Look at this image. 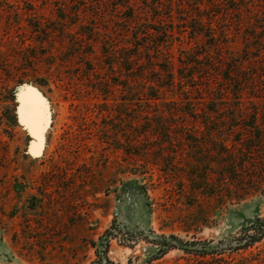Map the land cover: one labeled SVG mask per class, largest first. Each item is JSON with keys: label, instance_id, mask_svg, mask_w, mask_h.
Masks as SVG:
<instances>
[{"label": "rangeland", "instance_id": "obj_1", "mask_svg": "<svg viewBox=\"0 0 264 264\" xmlns=\"http://www.w3.org/2000/svg\"><path fill=\"white\" fill-rule=\"evenodd\" d=\"M170 1L179 27L183 9L195 1ZM77 2L0 0V264H109L98 261L90 243L114 217L130 228L200 243L193 247L197 252L171 250L151 260L149 243L126 246L113 239L106 255L110 264H264V236L247 248L232 247L247 218H264V143L244 157L246 170L229 180L225 163L211 152L213 143L223 147L226 121H208L207 128L193 122L192 148L183 145L177 169L204 177L201 192L193 193L183 179L166 178L161 170L167 165H153L151 155L148 163L133 162L131 121L115 120L119 93L112 88L104 98L98 90L106 77L116 79V65L106 64L111 61L101 57L99 44L90 62L70 50L71 39L94 29L98 43L106 35L116 39L114 12L108 7L106 22L96 23L89 21V12H80L83 24L68 26L73 11L82 9ZM253 2L264 5V0ZM186 33L170 48L174 59L196 46ZM246 51L252 54L235 57L237 64L223 63L227 80L216 77L203 96L211 104L221 98L226 115L240 105L241 118L233 123L249 125L254 116L256 130L248 137L239 130L234 139L264 141V41ZM229 82L242 86L235 92ZM105 105L112 110L108 118ZM27 109L31 116L38 112L35 134ZM221 122L222 132H207ZM204 249L208 255L197 254ZM216 250L220 254H211Z\"/></svg>", "mask_w": 264, "mask_h": 264}, {"label": "trees", "instance_id": "obj_2", "mask_svg": "<svg viewBox=\"0 0 264 264\" xmlns=\"http://www.w3.org/2000/svg\"><path fill=\"white\" fill-rule=\"evenodd\" d=\"M78 1L82 9L73 11L68 26L83 24L85 19L80 16V12H89V21L94 23L106 22L105 12L108 7L111 6L114 12L110 17L116 23V39L106 35L98 43L99 34L94 29L80 34V38L71 39L70 50L90 62L94 46L99 44L101 57L112 62L106 64L110 68L112 64L116 65V79L112 82L106 77L99 83L98 90L104 98L109 96L112 88L119 93L115 120L131 121L128 153L133 162L148 163L151 155L153 165L163 162L167 165L165 170H161L166 178L183 179L193 193L201 192L204 189L198 184L205 180L204 177L199 179L194 172H181L177 169L180 164L179 151L184 150L183 145L192 148L189 144H192L191 136L194 134L190 127L193 122L199 121L207 128L208 121H226L223 147L216 149L213 143L211 152L221 163H225L224 174L229 180H232V175L243 173L249 164L244 157L253 155L264 141L261 137L241 140L232 136L241 130L248 137L250 130H256L254 116H251L249 125L233 123L232 119L241 118L240 105L233 107L231 115H226L227 110L221 98L216 99L213 105L203 95L210 92L211 83L216 77L227 80L226 75L222 74L226 60L237 64L235 57L242 53L252 54L246 51L247 46L264 41V5H256L253 0H192L194 4L183 9L184 15L180 19L182 23L176 27L170 0H139L142 6L138 5L140 3L137 0ZM89 7L94 10L88 11ZM214 8L220 11L212 10ZM79 29H84V26L80 25ZM185 32L189 40L196 42V46L179 51L174 59L170 48L174 41L182 42ZM78 42L83 45H77ZM238 44L245 49H239ZM236 70L237 66L230 67V71ZM226 85L231 86L235 92L242 86L241 82L233 85L229 82ZM196 93L201 97H195ZM105 108L103 110L108 118L112 110L108 105ZM218 124V129L209 127L207 132H222L220 126L223 123ZM149 141L156 143V147L150 145ZM235 180L239 181L238 178ZM261 182L264 183V175ZM263 236L264 218L251 216L241 225L232 247L234 250L247 248ZM113 239L126 246L141 240L149 243L152 246L149 254L151 260L171 250H181L188 254L197 252L193 247L200 243L184 241L174 235H157L151 230L130 228L114 217L104 233L90 243L99 262L110 264L106 255ZM201 244L210 246L212 243ZM197 254L208 255L209 250L204 249ZM211 254H220V251H212Z\"/></svg>", "mask_w": 264, "mask_h": 264}, {"label": "bare ground", "instance_id": "obj_3", "mask_svg": "<svg viewBox=\"0 0 264 264\" xmlns=\"http://www.w3.org/2000/svg\"><path fill=\"white\" fill-rule=\"evenodd\" d=\"M25 111V110H24ZM30 109H27L24 113H25V117L27 116V121L29 123V127L31 128V131L35 134L39 131L40 129V124L36 119V115H37V111L35 110V117L31 116L30 114Z\"/></svg>", "mask_w": 264, "mask_h": 264}]
</instances>
